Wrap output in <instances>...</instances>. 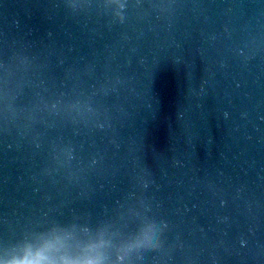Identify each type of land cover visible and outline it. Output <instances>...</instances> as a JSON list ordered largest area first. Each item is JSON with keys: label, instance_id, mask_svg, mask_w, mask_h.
Instances as JSON below:
<instances>
[{"label": "water", "instance_id": "obj_1", "mask_svg": "<svg viewBox=\"0 0 264 264\" xmlns=\"http://www.w3.org/2000/svg\"><path fill=\"white\" fill-rule=\"evenodd\" d=\"M264 264V0H0V264Z\"/></svg>", "mask_w": 264, "mask_h": 264}, {"label": "clouds", "instance_id": "obj_2", "mask_svg": "<svg viewBox=\"0 0 264 264\" xmlns=\"http://www.w3.org/2000/svg\"><path fill=\"white\" fill-rule=\"evenodd\" d=\"M65 237H56L38 249H29L23 256L6 264H102L98 255L75 254L69 251Z\"/></svg>", "mask_w": 264, "mask_h": 264}]
</instances>
